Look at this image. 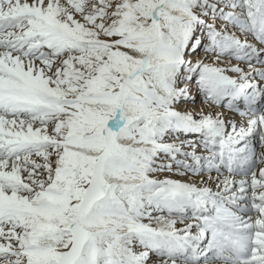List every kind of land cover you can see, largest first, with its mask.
Here are the masks:
<instances>
[{"label": "snow or ice", "instance_id": "obj_1", "mask_svg": "<svg viewBox=\"0 0 264 264\" xmlns=\"http://www.w3.org/2000/svg\"><path fill=\"white\" fill-rule=\"evenodd\" d=\"M0 264H264V0H0Z\"/></svg>", "mask_w": 264, "mask_h": 264}]
</instances>
